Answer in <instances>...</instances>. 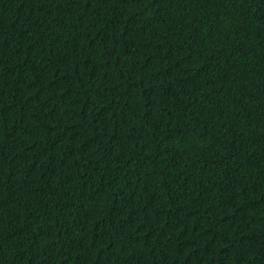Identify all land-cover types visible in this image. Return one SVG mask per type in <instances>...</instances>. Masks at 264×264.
Listing matches in <instances>:
<instances>
[{"label": "trees", "instance_id": "16d2710c", "mask_svg": "<svg viewBox=\"0 0 264 264\" xmlns=\"http://www.w3.org/2000/svg\"><path fill=\"white\" fill-rule=\"evenodd\" d=\"M0 264H264V0H0Z\"/></svg>", "mask_w": 264, "mask_h": 264}]
</instances>
